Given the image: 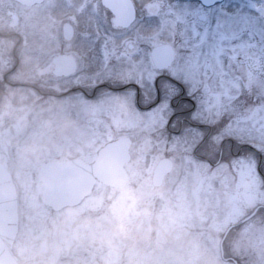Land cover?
<instances>
[{
	"label": "rangeland",
	"instance_id": "rangeland-1",
	"mask_svg": "<svg viewBox=\"0 0 264 264\" xmlns=\"http://www.w3.org/2000/svg\"><path fill=\"white\" fill-rule=\"evenodd\" d=\"M54 2L31 9L0 2V33L10 35L0 39V161L12 173L18 194L14 250L19 264H234L223 257L264 264V212L232 230L221 249L227 229L264 205V179L258 172L260 156L264 172V0H234L228 9L245 33L238 59H229L233 53L217 58L207 45L196 47L177 20L183 8L177 0H146L136 22L124 30L114 29L112 18H102L110 30L106 33L81 13L89 4L85 0H57L52 10ZM65 23L74 29L70 41L63 38ZM99 39L101 55L110 58L131 57L129 44L140 51L172 45L176 61L166 74L207 82L206 93L198 92L204 110L213 122L227 118L228 135L214 140L209 165L193 157L200 138L189 146L169 137L171 109H164L163 119L160 109H131L129 119L120 115L121 109H101L100 146L125 133L132 140L128 182L120 190L97 184L81 205L54 212L41 201L37 174L42 163L69 158L67 146H74L77 133L74 124L65 123L62 103L53 98L62 87L51 61L61 52L78 63L90 53L99 56L93 49ZM14 51L23 62L10 78L51 80V87H41L50 95L28 92L26 97L2 87L3 75L14 67ZM227 137L234 143L222 145ZM79 152L85 163L95 158L89 148ZM165 156L173 160L174 170L161 187L151 188L153 170Z\"/></svg>",
	"mask_w": 264,
	"mask_h": 264
},
{
	"label": "flooded vegetation",
	"instance_id": "flooded-vegetation-1",
	"mask_svg": "<svg viewBox=\"0 0 264 264\" xmlns=\"http://www.w3.org/2000/svg\"><path fill=\"white\" fill-rule=\"evenodd\" d=\"M1 1L8 2L12 7L17 9L37 8L44 6L47 2V0H44L41 4L27 5L18 0ZM85 1L89 4L83 5L84 10L81 13L84 14L85 12L90 18H94L91 22L98 26L99 32H110L102 18H112L113 20L115 14L102 4V0ZM56 2L57 0L51 6L52 10H55L54 6ZM131 2L134 4L136 15L138 16L143 11L146 0H131ZM113 28L121 29L114 25ZM7 36L10 35L0 33V39H7ZM81 45L82 47H80L84 49L86 44L82 42ZM121 45L120 43H116L115 47L117 48L118 46L120 48ZM159 45H155L151 50L150 48H144L143 51H140L135 49L134 45L129 44L127 49L131 57H124L123 53H120V55H123L122 57L110 58L105 55L103 56V54L101 55L99 39V41L94 43V48L90 47L96 49L99 56L90 53V56L81 57L79 63L75 59L76 68L73 74L61 77H56L53 74L54 77L59 78L62 87L61 93L55 95L53 98L62 103L64 111L63 119L65 123L71 126L74 124V129H76L77 133V137H72L71 140L73 141L71 144L74 146L72 148L67 146L69 152L66 154L69 158L66 161L78 159L86 161L79 156V151H88V148L92 150L91 156L95 157L92 161L96 159L97 153L101 148L97 137L100 134L98 121L101 109H121L120 115H128V119L131 109H138L143 113L160 109L162 119L164 109H171L172 115L167 123L169 137L174 141H179V145L180 141L184 140L189 146L200 138L193 149V157L199 161L213 165L212 151L214 140H217L218 136L228 135V120L224 117L221 121L213 122L212 114L204 110L208 108L203 105V97L198 92L206 93V88H208L207 82L205 84V82L197 81L195 78H192L190 82H184L166 74L169 73L176 61V53L174 63L170 67L161 69L154 64L151 56L152 51ZM15 53L14 51V67L3 75L2 87L5 90L22 91V94L26 95V97L30 96L28 92L38 93L43 97L50 95V89H42L41 87H51V80L40 79L38 81L35 79L33 83H30L15 81L10 78L11 72L19 69L18 67L23 62L22 58L16 57ZM60 55L70 54L61 52L58 56ZM53 60L54 58L51 61L53 66L52 73L54 70ZM26 61L29 63L31 59ZM149 73L150 76L148 75ZM167 84H169V87ZM174 85L179 87L180 91L178 93L171 87ZM123 137L128 136L126 133L121 134L116 136L112 141ZM226 141L234 143L232 138L227 137L221 144L223 145ZM96 145H98L97 148L94 147ZM132 145L133 143H131V147ZM75 146L80 147V150H77L78 148L76 149ZM262 174L264 175V172ZM259 176L264 179L260 173ZM148 185L151 188L154 187L152 180L149 181ZM256 208H259L257 214L264 212V205H258ZM234 229L235 227L232 230ZM223 259L234 264H239L232 258L223 257Z\"/></svg>",
	"mask_w": 264,
	"mask_h": 264
},
{
	"label": "water",
	"instance_id": "water-1",
	"mask_svg": "<svg viewBox=\"0 0 264 264\" xmlns=\"http://www.w3.org/2000/svg\"><path fill=\"white\" fill-rule=\"evenodd\" d=\"M18 1L33 5L44 0ZM102 3L115 14L113 20L115 26L127 28L134 22L136 12L130 0H102ZM73 35L72 26L65 24L63 26L64 38L71 40ZM174 57V50L170 45L157 46L152 51L153 62L161 69L170 67L174 62ZM53 64L55 76L73 74L76 68L75 59L68 55L56 57ZM130 147L129 138H120L102 147L98 151L97 159L91 164L82 160L43 163L38 174V180L43 184V204L54 211L78 206L92 192L97 182L109 188L123 189L128 181L125 166L130 161ZM261 162L262 157L260 156L259 171ZM173 167L172 160L161 159L153 172V185L161 187L165 178L171 174ZM17 209L16 187L10 173L0 162V264H18V259L13 253L19 224ZM257 210L238 225L253 217ZM229 231L230 229L224 239ZM41 250H46V243L41 246Z\"/></svg>",
	"mask_w": 264,
	"mask_h": 264
},
{
	"label": "snow or ice",
	"instance_id": "snow-or-ice-1",
	"mask_svg": "<svg viewBox=\"0 0 264 264\" xmlns=\"http://www.w3.org/2000/svg\"><path fill=\"white\" fill-rule=\"evenodd\" d=\"M181 4L177 20L190 32L196 47L207 45L209 54L217 58L226 53H233L229 59L239 58L235 53L244 49L245 33L228 13L234 0H177V7Z\"/></svg>",
	"mask_w": 264,
	"mask_h": 264
}]
</instances>
